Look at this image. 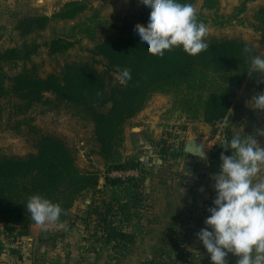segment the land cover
Wrapping results in <instances>:
<instances>
[{"label": "trees", "instance_id": "trees-1", "mask_svg": "<svg viewBox=\"0 0 264 264\" xmlns=\"http://www.w3.org/2000/svg\"><path fill=\"white\" fill-rule=\"evenodd\" d=\"M194 1L179 0L190 4ZM216 4V0H206L204 7L214 9ZM87 9V3L72 1L51 17L24 18L18 29L22 34L44 31L52 22L72 21ZM257 19L260 21L257 28L264 30V8L258 11ZM75 28L78 30L75 37L84 35L95 46L89 49V60L67 63L59 73L42 77L35 66H26L42 46L36 41L0 52V130L6 128L28 136L36 149L25 156H0V220L25 229L22 232L25 236L27 229L35 224L26 210L29 196L41 194L60 203L66 212L60 217V221H64L70 217L80 198L92 193L94 199L86 217H96L99 221L97 235L107 244L133 243L134 237L117 222L123 215L129 216L126 209L130 204L142 203L143 196L132 193L126 200L106 197L109 188L115 187L119 191L122 187H138L142 179L123 182L105 176V188H101L99 172L79 165L76 147L58 135L43 134L34 125V119L28 116L29 112L36 106L46 107L47 111L65 107L73 116L93 124L97 153L103 158L108 172L136 168L134 163L124 162L122 157L125 128L147 107L154 95L180 93L185 88L192 92V96H185L189 110L197 108L205 123H222L233 105V88L220 78L247 76L249 58L242 50L245 45L252 47L255 54L257 50L242 40L211 38L207 40L209 49L195 57L178 48L165 52L160 58L150 55L146 42H141L138 33L126 26L114 25L116 32L101 41H98L96 26L87 22ZM79 42L78 39L71 41L59 37L44 45L50 54H60ZM19 63L25 64L19 72L10 75L5 70L6 66L16 67ZM100 64L104 65V70L98 69ZM118 67L131 69L132 79L126 84L115 78ZM260 92H264V87ZM4 100L11 104L7 119ZM232 136L226 134L227 141ZM231 154L228 149L226 155ZM220 155L221 152L212 155L214 166L221 164ZM86 227L87 232L92 229Z\"/></svg>", "mask_w": 264, "mask_h": 264}, {"label": "rangeland", "instance_id": "rangeland-1", "mask_svg": "<svg viewBox=\"0 0 264 264\" xmlns=\"http://www.w3.org/2000/svg\"><path fill=\"white\" fill-rule=\"evenodd\" d=\"M72 1L85 2L88 9L72 21L52 22L44 31L22 34L18 29L24 18L51 17L66 3ZM205 1L195 0L192 5L198 10L200 21L209 29L207 40L211 38L242 40L255 47L257 55H264V30L257 28L260 23L257 13L264 8V0H216L214 9L205 8ZM150 11L151 9L140 3V0H0V52L36 41L42 46L26 66H35L37 73L46 77L51 73H59L67 63L90 59L89 49L94 48L95 44L84 35L75 37L78 30L77 28L74 30V26L87 22L96 26L98 41H101L116 32L114 25L126 26L134 31L137 23L147 26ZM59 37L71 41L78 39L80 42L65 53L50 54L49 48L44 44ZM24 65L19 63L16 67L6 66L5 70L13 75ZM98 69L104 70L105 67L100 64ZM115 78L119 81L117 76ZM220 79L232 86L233 103L237 104L238 96L242 104L239 106L242 113L246 109H252L248 102L264 87V83H258L264 80V76L258 73L250 76L248 72L245 77L227 76ZM182 90L180 93L174 91L153 96L158 97L156 106L159 111L164 108L166 111L158 115L155 124L146 125L149 134L145 137L140 139L134 137L138 133L131 130L135 124L132 122L133 119L125 128L122 157L124 162L131 161L139 170L138 179L131 180L142 179L143 182L138 187L126 186L127 188L122 187L119 191L115 187L109 188L106 198L126 200L132 193L143 196V202L137 206L130 204L126 209L129 216L123 215L117 222L134 237L133 243L125 244L126 242L122 241L107 244L100 235H97L99 221L96 217L88 219L85 216V212L91 210L94 199L92 193L84 194L72 210L84 212L83 217L77 222L86 230V226L92 228L84 232L85 236L81 234L82 237H79L86 243L87 251L92 254V264H212L210 255L197 239L196 233L207 227L204 221L210 215L208 208L213 206L212 201L216 192L214 193L213 189L207 190L210 194L206 193L205 199L198 193L196 183L206 178V175L203 176V167L187 169V154L184 147L190 138H199L204 140L212 155L222 153L218 139L220 127L217 123H205L197 108L189 110L185 96L186 94L192 96L190 95L192 92L185 88ZM8 101H3L6 119L11 112V104ZM261 114L264 126V114ZM28 116L34 119V125L38 126L43 134L58 135L76 147L77 161L82 168L99 172L101 179L112 172L107 171L103 158L97 153L98 144L94 139L92 123L73 116L65 107L47 111L46 107L36 106ZM235 120L230 117L229 125L226 126L227 134L233 135ZM177 130L181 131V135H176ZM216 138L215 145H212L211 140ZM33 152H36V149L28 136L18 135L6 128L0 130V156H25ZM211 169L213 174L220 171V163L214 166L212 157ZM185 180L194 185V189H190L188 200L182 199L184 194L182 195L180 191V182ZM0 222L1 260L10 243L23 237L22 232L25 229L7 225L1 220ZM236 260L237 257L229 254L228 264H236Z\"/></svg>", "mask_w": 264, "mask_h": 264}, {"label": "clouds", "instance_id": "clouds-1", "mask_svg": "<svg viewBox=\"0 0 264 264\" xmlns=\"http://www.w3.org/2000/svg\"><path fill=\"white\" fill-rule=\"evenodd\" d=\"M140 3L151 11L147 26L137 23L135 31L141 42L148 45L150 55L163 58L165 52L179 48L195 57L209 49V29L199 20V12L192 4L179 0H140ZM242 51L249 58V75L264 76V55L255 54L247 45ZM117 79L126 84L132 79L131 69L118 67ZM248 103L264 113V92L253 95ZM258 136H264V126L255 129L253 135L234 134L224 146L232 154L221 153L220 171L211 176L216 196L204 221L207 227L196 236L212 264H228L229 254L237 257L236 264H264V147ZM26 210L44 230L66 214L60 203L41 194L28 197Z\"/></svg>", "mask_w": 264, "mask_h": 264}, {"label": "crops", "instance_id": "crops-1", "mask_svg": "<svg viewBox=\"0 0 264 264\" xmlns=\"http://www.w3.org/2000/svg\"><path fill=\"white\" fill-rule=\"evenodd\" d=\"M157 100L158 97L152 98L147 107L132 120L135 124L131 130L137 131L138 134L134 135L137 139L143 138L146 134H149V128H146V125L155 124L158 115L166 111V108L159 111L156 106ZM237 101V104L235 102L233 103L225 123L229 125L228 122L230 121V117L235 118L233 135L237 133L241 135H253L255 129L263 126L261 122L262 114L259 110L254 108L251 110L246 109L244 113L240 112L239 106L242 104L238 96ZM126 137H128V133ZM218 139L220 138L218 137ZM257 140L261 147H264V136H258ZM216 141L217 138L212 139V145H215ZM205 145L209 153V159L203 160L189 155H187L186 158L187 169H199L201 167L204 169L202 172L205 173H203V176L205 177L206 175V178H202L195 186L197 191H199L198 193L201 194L204 199L206 193L210 194L207 190L213 189L215 193L213 188L214 181L210 178L213 175L211 169L212 153L209 151L206 143ZM192 184L193 183L190 185L189 181L186 180L180 182V187L183 190L181 193L182 195L184 194L182 199L188 200L190 189H194V185ZM100 187L105 188L104 178L100 180ZM201 189H203V191H201ZM211 196H213V194ZM83 215L84 212H72L68 219L64 221L59 220L57 223L50 225L47 230L33 224L27 229V234L25 236L18 241L10 243L8 249L3 253L0 264H92V254L87 251L85 246L86 243H83L79 239L82 235L85 236L87 232L86 228L83 225H79L77 222Z\"/></svg>", "mask_w": 264, "mask_h": 264}, {"label": "built area", "instance_id": "built-area-1", "mask_svg": "<svg viewBox=\"0 0 264 264\" xmlns=\"http://www.w3.org/2000/svg\"><path fill=\"white\" fill-rule=\"evenodd\" d=\"M264 114V113H263ZM264 117V115H263ZM264 120V118H263ZM226 123L225 121L222 122V123H219V127H220V134H219V138H220V147H221V150H222V153L224 155H226V149L224 148L225 146V143L227 141V138H226V134H227V131H226ZM176 135H181V131L177 130L176 131ZM110 178H113V179H118L120 181H123V182H127L129 180H131V178H136L138 179L139 177V170L137 168H129L127 170H124V171H112L111 173L108 174Z\"/></svg>", "mask_w": 264, "mask_h": 264}, {"label": "water", "instance_id": "water-1", "mask_svg": "<svg viewBox=\"0 0 264 264\" xmlns=\"http://www.w3.org/2000/svg\"><path fill=\"white\" fill-rule=\"evenodd\" d=\"M184 152L185 154L207 160L209 159V153L206 149V145L204 140L199 139V138H190L184 147ZM2 228V223L0 222V229Z\"/></svg>", "mask_w": 264, "mask_h": 264}]
</instances>
